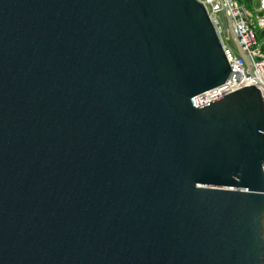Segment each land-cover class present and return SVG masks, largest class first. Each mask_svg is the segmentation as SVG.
Returning a JSON list of instances; mask_svg holds the SVG:
<instances>
[{
    "label": "water",
    "instance_id": "95a60500",
    "mask_svg": "<svg viewBox=\"0 0 264 264\" xmlns=\"http://www.w3.org/2000/svg\"><path fill=\"white\" fill-rule=\"evenodd\" d=\"M0 264H264V101L201 0H0Z\"/></svg>",
    "mask_w": 264,
    "mask_h": 264
},
{
    "label": "built area",
    "instance_id": "2783aa9c",
    "mask_svg": "<svg viewBox=\"0 0 264 264\" xmlns=\"http://www.w3.org/2000/svg\"><path fill=\"white\" fill-rule=\"evenodd\" d=\"M215 28L230 69L255 85L264 101V52L258 30L264 28V0H201Z\"/></svg>",
    "mask_w": 264,
    "mask_h": 264
},
{
    "label": "trees",
    "instance_id": "16d2710c",
    "mask_svg": "<svg viewBox=\"0 0 264 264\" xmlns=\"http://www.w3.org/2000/svg\"><path fill=\"white\" fill-rule=\"evenodd\" d=\"M241 3H245L248 7H250V0H239ZM258 38L262 41V50L264 52V28L258 30Z\"/></svg>",
    "mask_w": 264,
    "mask_h": 264
},
{
    "label": "rangeland",
    "instance_id": "374dc122",
    "mask_svg": "<svg viewBox=\"0 0 264 264\" xmlns=\"http://www.w3.org/2000/svg\"><path fill=\"white\" fill-rule=\"evenodd\" d=\"M252 7V5H250V7L249 8H251Z\"/></svg>",
    "mask_w": 264,
    "mask_h": 264
}]
</instances>
